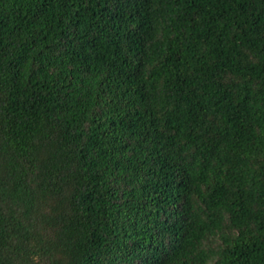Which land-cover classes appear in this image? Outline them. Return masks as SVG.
Wrapping results in <instances>:
<instances>
[{"label":"trees","instance_id":"16d2710c","mask_svg":"<svg viewBox=\"0 0 264 264\" xmlns=\"http://www.w3.org/2000/svg\"><path fill=\"white\" fill-rule=\"evenodd\" d=\"M0 264H264V0H0Z\"/></svg>","mask_w":264,"mask_h":264}]
</instances>
